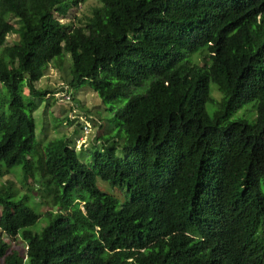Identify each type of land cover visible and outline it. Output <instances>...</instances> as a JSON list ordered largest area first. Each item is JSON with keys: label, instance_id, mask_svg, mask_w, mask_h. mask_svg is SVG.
<instances>
[{"label": "trees", "instance_id": "16d2710c", "mask_svg": "<svg viewBox=\"0 0 264 264\" xmlns=\"http://www.w3.org/2000/svg\"><path fill=\"white\" fill-rule=\"evenodd\" d=\"M79 1L0 0V178L37 176L57 207L0 182V264H264V0H98L84 22ZM67 54L70 89L127 98L111 109L121 155L105 128L88 164L37 140L51 90L36 82ZM252 101V122L229 120Z\"/></svg>", "mask_w": 264, "mask_h": 264}, {"label": "rangeland", "instance_id": "374dc122", "mask_svg": "<svg viewBox=\"0 0 264 264\" xmlns=\"http://www.w3.org/2000/svg\"><path fill=\"white\" fill-rule=\"evenodd\" d=\"M98 3V0H80L77 6L71 7L68 14L69 16H75L76 20L84 22L86 17L90 15L92 7L98 5ZM14 37L15 35H9L7 37V41L12 42ZM199 62H203V60L199 58ZM70 67L71 60L69 56L65 59L62 68H58L51 63L44 71L43 76L36 82L37 88L51 90L49 94L45 95L48 98L44 96L34 98V100H37L38 103H40L38 108L33 112L37 140L39 142H45L46 140L54 138H67L69 143L74 146L78 159L88 164L91 162L93 152L101 148V145L95 144L94 141H96V138H99L102 134H104L105 129H107L109 131L104 134L105 137L108 138L110 135L121 137V140L118 142L119 146L117 149V154L121 155L120 145L123 142L122 138L124 136V132L120 131L118 133V129L114 127L113 122L111 121L113 117L111 109L114 111L119 106H122L127 98L122 97L118 100L104 103L87 84L74 86L70 89L71 87L64 81L70 77ZM65 86L67 87L64 89ZM61 89L68 90L70 98L72 99L71 102L65 101L62 97V101L55 98L53 93H56V95L60 97L62 95V92H60ZM2 91L3 88L1 87L0 92ZM209 91L211 101L206 103V110L209 114H212L218 106L221 93L212 82L209 84ZM23 93L26 96L29 95L26 86L23 87ZM72 104H75L74 109L72 108ZM77 105H80L82 108ZM85 116L90 119L91 117L93 118L90 120V125L87 120L89 133L83 131ZM255 116L256 112L254 102L252 101L244 104L240 109L235 111L230 116L229 120L234 121L241 119L246 122H252ZM98 117L101 118L102 122ZM97 118L98 120L96 121L95 119ZM70 120L72 121L70 122ZM80 137H84L83 140L86 142L84 146H82V142H79ZM14 170L16 171H12L0 178V182L9 179L13 182L14 186L21 194L27 193L30 197L27 201V205L38 213L43 214L48 209L52 212L57 210V207H53L51 205V196L48 194H44V196L42 195V191L40 190L41 185H39L40 179L37 176H31L27 178L26 181H23L20 168L16 167ZM96 184L103 191L116 196L120 202L130 197L128 192H123L120 188L112 187L108 182L99 178L96 179ZM31 185L34 187L32 188ZM46 221V217L42 215L39 218V221L33 225L31 229L38 232L41 225L45 224ZM2 237L6 239L4 234Z\"/></svg>", "mask_w": 264, "mask_h": 264}, {"label": "built area", "instance_id": "2783aa9c", "mask_svg": "<svg viewBox=\"0 0 264 264\" xmlns=\"http://www.w3.org/2000/svg\"><path fill=\"white\" fill-rule=\"evenodd\" d=\"M67 86L64 87V89L66 88ZM64 89H61L60 92H62V95L59 97L56 95V93H53V95L58 99V100H61V97L65 99V101H69L71 102V98H70V95H69V92L68 90H64ZM59 92V91H58ZM62 101V100H61ZM88 120V119H87ZM87 120L85 119V124L83 126V130L84 132H88V123H87Z\"/></svg>", "mask_w": 264, "mask_h": 264}, {"label": "clouds", "instance_id": "9594fccd", "mask_svg": "<svg viewBox=\"0 0 264 264\" xmlns=\"http://www.w3.org/2000/svg\"><path fill=\"white\" fill-rule=\"evenodd\" d=\"M96 118V117H95ZM85 119L87 120L88 119V122H89V125L91 124V119H93L92 117H91V119L90 118H88V117H86L85 116ZM96 121L98 120V118L97 119H95ZM84 131V130H83ZM88 133H89V131H88ZM84 139V137H80V139H79V142H82V146H84L85 145V140H83Z\"/></svg>", "mask_w": 264, "mask_h": 264}]
</instances>
